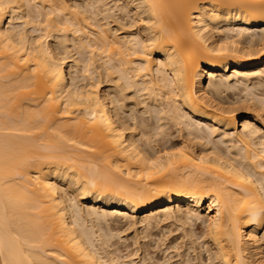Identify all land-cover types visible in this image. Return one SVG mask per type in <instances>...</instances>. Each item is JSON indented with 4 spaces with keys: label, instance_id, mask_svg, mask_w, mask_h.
I'll list each match as a JSON object with an SVG mask.
<instances>
[{
    "label": "bare ground",
    "instance_id": "bare-ground-1",
    "mask_svg": "<svg viewBox=\"0 0 264 264\" xmlns=\"http://www.w3.org/2000/svg\"><path fill=\"white\" fill-rule=\"evenodd\" d=\"M146 238L264 264V0H0V264Z\"/></svg>",
    "mask_w": 264,
    "mask_h": 264
},
{
    "label": "rangeland",
    "instance_id": "rangeland-1",
    "mask_svg": "<svg viewBox=\"0 0 264 264\" xmlns=\"http://www.w3.org/2000/svg\"><path fill=\"white\" fill-rule=\"evenodd\" d=\"M108 1H109V0H108ZM103 87H104V86H103ZM259 92H261V90H260ZM236 93L238 94V93H240V92H239V91H236ZM121 224L125 225V222H124V223H120V225H121ZM125 226H126V225H125ZM125 226H122V225H121V227L119 226L118 228L122 230V229L127 228V226H126V227H125ZM123 227H124V228H123ZM121 230H120V231H121ZM128 230H129V231H128ZM128 230H127L126 232L122 233V235H123L124 237H126V238L129 237L128 239H129L130 241H129V242L127 241V243H126V242L118 243L120 247H118V245L116 244V245H117L116 247H117V248H120L119 250H121V251H122V250H123V251L125 250L124 253H127V254H128L130 251H134V250L136 249V245L133 244L134 242H133V239H132V236H134V233H135L134 231H135V230H134V229H133V230H132V229H128ZM153 233H155V234H154V236H153V234H151V239L154 240V241L156 242L157 240H159V238H160V236H161V233H160V231H159V232H158V231H157V232H156V231H153ZM126 235H127V236H126ZM128 235H129V236H128ZM156 235H157V236H156ZM152 236H153V237H152ZM130 237H131L132 240L130 239ZM156 237H157V238L159 237V238L157 239ZM124 239H125V238H124ZM124 239H123V240H124ZM146 239H147V238H146ZM146 239H144V241H141V239H140L139 242H140V241H141V243H142V242H145V241L147 242V240H148V242H149V241L151 240L150 238H148L147 240H146ZM115 240H116V239H114V241H115ZM116 241H117V240H116ZM131 241H132V242H131ZM154 241H153V242H154ZM124 243H125V246H124ZM149 243L152 245L151 248H150V247H149V248H150V250L153 252L152 254L155 255V256H154L155 259H154L153 261L155 262V260H156V262H159V261H157V259H158V260H159V259L161 260V258H159V256H162V255H163L162 252H160L159 249H158V250L155 249V247H156V244H155V243H152V242H149ZM129 244H131V245H129ZM154 244H155V245H154ZM126 246H129V248L126 247ZM134 246H135V249H134ZM153 246H154V247H153ZM125 247L128 248L130 251L128 250V251H129V252H128V251L125 249ZM123 251H122V252H123ZM155 251H156V252H155ZM122 254H123V253H122ZM161 254H162V255H161ZM124 255H126V254H124ZM161 261H162V260H161ZM161 261L159 262V264H160V263H163V261H162V262H161ZM135 262H138V261L135 260Z\"/></svg>",
    "mask_w": 264,
    "mask_h": 264
}]
</instances>
